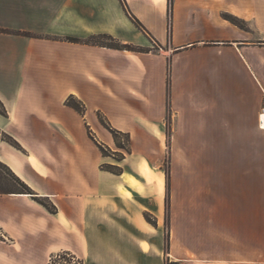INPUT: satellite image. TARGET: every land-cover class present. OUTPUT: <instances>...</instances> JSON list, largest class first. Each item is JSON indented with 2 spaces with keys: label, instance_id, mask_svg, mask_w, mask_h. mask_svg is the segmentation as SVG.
<instances>
[{
  "label": "crops",
  "instance_id": "1",
  "mask_svg": "<svg viewBox=\"0 0 264 264\" xmlns=\"http://www.w3.org/2000/svg\"><path fill=\"white\" fill-rule=\"evenodd\" d=\"M100 35L140 51L67 40ZM0 102V264H163L165 197L139 200L134 176L102 168L116 164L98 146L112 136L91 137L108 130L99 116L137 150L168 127L178 146L212 148V163L183 160L193 186L177 193L174 261L264 264V0H0Z\"/></svg>",
  "mask_w": 264,
  "mask_h": 264
},
{
  "label": "rangeland",
  "instance_id": "2",
  "mask_svg": "<svg viewBox=\"0 0 264 264\" xmlns=\"http://www.w3.org/2000/svg\"><path fill=\"white\" fill-rule=\"evenodd\" d=\"M103 43L110 44V42L107 40L103 41ZM105 120L106 119H104L102 116H99V121L103 126ZM104 132V134H95L94 136L91 135V137L93 139L96 138L97 141H100L103 145H105V142H107L106 137L112 136V138L114 139V143H112L113 149L107 147L108 150H106L105 148L104 150L106 154L105 157H108L107 160L116 165L105 164L102 166V168H105L104 170L106 171L107 169H109L119 174L126 173L127 175L134 176L140 182L142 188L131 187L137 184L136 180L133 178L132 182L130 183L131 186L129 184L128 186H130L133 192L136 193L137 198L139 200L143 198L156 199V197H159L160 195H164L165 197L166 212L162 220V225L165 232V236L168 239V246H166L163 253H160L158 255L161 260V263L163 262V264H201L197 261H194L195 259L193 258V256H190L189 253H184L186 256L180 253V258L184 259L180 261H174V259L171 257L172 214L175 212L177 207L175 204L178 191L186 189L192 190L193 186V168L183 164V160L187 159L189 153L192 157L195 156L204 160L203 162L208 163V161L210 160V162L212 163V148L206 150H187L180 144V148H178L179 146L177 144V138L179 136L172 133L171 127H168V132L165 135L152 136V138L150 137L151 139H154L155 142L151 140L149 142L148 139H144L142 149L140 148L138 150L134 149L132 137L130 135L122 133L121 135L114 136L109 129ZM205 143H210V145L212 146V141L207 138V136L205 137ZM126 158L127 161L125 160ZM146 162H148V164L152 168L153 175H155L156 181H151L144 176L143 171H146L147 175L150 178H153L152 173L145 167ZM140 166H142V168ZM202 169L206 170V172L204 174L201 173V184L199 188L202 191L206 190L208 192L209 167L206 166ZM3 171L7 172L5 168H3ZM160 175H163L164 179L162 190L158 180V176ZM183 176L186 177L183 178ZM149 184L153 186H150ZM181 197L179 203H182L183 201ZM133 199L132 201H134ZM39 202L51 207L50 204L45 200H39ZM135 204L138 207L140 206L137 202ZM144 218L145 221L149 224V228L152 232L153 238L156 239L157 233L155 231V228L158 227L156 206L153 207L152 211H147L144 214ZM206 234V240H210V238H212L210 231ZM203 252L207 256L212 255V250L210 249H205ZM173 255L176 257L175 253H173ZM49 264H85V262L77 256L70 255L62 259L56 258L55 260H53V262L51 259Z\"/></svg>",
  "mask_w": 264,
  "mask_h": 264
},
{
  "label": "trees",
  "instance_id": "3",
  "mask_svg": "<svg viewBox=\"0 0 264 264\" xmlns=\"http://www.w3.org/2000/svg\"><path fill=\"white\" fill-rule=\"evenodd\" d=\"M232 21L234 23H236V24H239L237 21H234V20H232ZM23 35H25V36H31V34H29V33H24ZM67 40L70 41V42H74V43H85V44H88V45H96V46L109 47V48H115V49H124V50L126 49V50H132V51H140L139 49H136L134 47L122 45V44L116 42L112 37H109L107 35L94 36V37H90L87 40H80L78 38L68 37ZM105 40L109 41L110 44L103 43V41H105ZM67 104L69 106L75 108L80 113H84L83 107L80 104L76 103L73 100V98L69 99L67 101ZM0 113L5 114V108H4V106H3V104L1 102H0ZM104 126L107 129H109L114 136H117V135H121L122 134L121 132L113 129L112 126L110 125V123L107 120H105ZM98 146L102 150L104 156H106L104 148L102 146H100V145H98ZM103 169H105V168H103ZM107 171H110V172H112L114 174H119V173L114 172V171L109 170V169H107ZM20 185H21V191H22L21 193H23V194H34L32 192V190L28 186L22 184L21 182H20ZM45 206L47 207L48 210H50L51 212H54V209H55L54 207H49L47 205H45ZM70 255H71L70 253L59 254L58 256H54L52 258V262L56 258L62 259V258H65L67 256H70Z\"/></svg>",
  "mask_w": 264,
  "mask_h": 264
},
{
  "label": "built area",
  "instance_id": "4",
  "mask_svg": "<svg viewBox=\"0 0 264 264\" xmlns=\"http://www.w3.org/2000/svg\"><path fill=\"white\" fill-rule=\"evenodd\" d=\"M258 127L260 130L264 131V104L258 114Z\"/></svg>",
  "mask_w": 264,
  "mask_h": 264
},
{
  "label": "bare ground",
  "instance_id": "5",
  "mask_svg": "<svg viewBox=\"0 0 264 264\" xmlns=\"http://www.w3.org/2000/svg\"><path fill=\"white\" fill-rule=\"evenodd\" d=\"M132 182V178H130V180H129V183H131Z\"/></svg>",
  "mask_w": 264,
  "mask_h": 264
}]
</instances>
